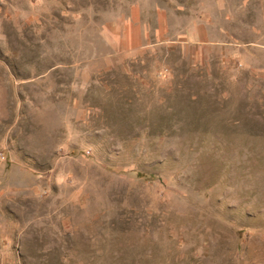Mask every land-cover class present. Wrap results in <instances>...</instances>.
Masks as SVG:
<instances>
[{
    "label": "rangeland",
    "instance_id": "374dc122",
    "mask_svg": "<svg viewBox=\"0 0 264 264\" xmlns=\"http://www.w3.org/2000/svg\"><path fill=\"white\" fill-rule=\"evenodd\" d=\"M0 264H264V0H0Z\"/></svg>",
    "mask_w": 264,
    "mask_h": 264
},
{
    "label": "crops",
    "instance_id": "0c3cea01",
    "mask_svg": "<svg viewBox=\"0 0 264 264\" xmlns=\"http://www.w3.org/2000/svg\"><path fill=\"white\" fill-rule=\"evenodd\" d=\"M131 38H129V40H130ZM132 39H135V37H133Z\"/></svg>",
    "mask_w": 264,
    "mask_h": 264
}]
</instances>
